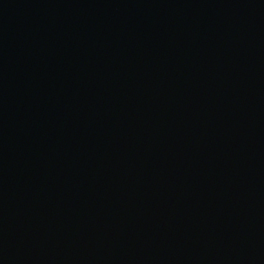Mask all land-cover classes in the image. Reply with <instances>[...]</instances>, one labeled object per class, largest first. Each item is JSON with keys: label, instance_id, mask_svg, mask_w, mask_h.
<instances>
[{"label": "water", "instance_id": "obj_1", "mask_svg": "<svg viewBox=\"0 0 264 264\" xmlns=\"http://www.w3.org/2000/svg\"><path fill=\"white\" fill-rule=\"evenodd\" d=\"M0 264H264V0H0Z\"/></svg>", "mask_w": 264, "mask_h": 264}]
</instances>
